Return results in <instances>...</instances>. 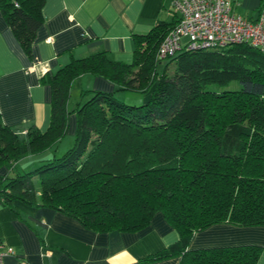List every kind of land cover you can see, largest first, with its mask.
<instances>
[{
    "label": "trees",
    "instance_id": "trees-1",
    "mask_svg": "<svg viewBox=\"0 0 264 264\" xmlns=\"http://www.w3.org/2000/svg\"><path fill=\"white\" fill-rule=\"evenodd\" d=\"M44 1L0 0L26 52L42 24ZM258 11L264 12V0ZM177 21L174 13L134 35L130 63L100 51L50 75L45 131L31 127L21 140L0 118V168L53 147L66 134L69 115L77 119L73 145L61 156L0 175V203H39L95 231L134 232L160 212L179 239L143 261L178 256V264H255L257 245L190 249L189 242L216 223L264 225V53L237 43L158 58ZM84 73L105 78L115 89L92 91L69 111L70 88ZM231 81L239 88L209 87ZM116 91L147 98L128 103L115 99Z\"/></svg>",
    "mask_w": 264,
    "mask_h": 264
},
{
    "label": "crops",
    "instance_id": "crops-1",
    "mask_svg": "<svg viewBox=\"0 0 264 264\" xmlns=\"http://www.w3.org/2000/svg\"><path fill=\"white\" fill-rule=\"evenodd\" d=\"M231 1L236 14L254 20L263 0ZM172 2L45 0L41 8L42 24L29 52L23 49L0 9L2 123L21 140L31 127L45 131L52 98L49 76L72 59L100 51L112 60L130 63L134 35L146 34L158 21H170L174 15ZM74 83L80 87L78 97L84 91L90 95L92 91L115 89L112 82L89 73L80 75ZM128 94L125 100L128 103L144 102L147 98V95ZM76 120L75 113H71L67 132L58 141L60 146L72 142ZM52 152L47 149L25 156L11 166L1 167L0 175L10 172L18 163L26 170L50 159ZM178 239V232L160 212L152 216L146 227L134 232L95 231L76 218L39 203L19 199L0 203V240L12 249L4 256V264H178V256L143 261ZM238 245L261 247L255 264H264V225L216 223L196 231L189 242L190 249Z\"/></svg>",
    "mask_w": 264,
    "mask_h": 264
},
{
    "label": "built area",
    "instance_id": "built-area-1",
    "mask_svg": "<svg viewBox=\"0 0 264 264\" xmlns=\"http://www.w3.org/2000/svg\"><path fill=\"white\" fill-rule=\"evenodd\" d=\"M172 7L178 21L161 41L158 58L237 43H248L264 53V12L247 20L233 11L231 0H173ZM11 251L0 240V264Z\"/></svg>",
    "mask_w": 264,
    "mask_h": 264
},
{
    "label": "rangeland",
    "instance_id": "rangeland-1",
    "mask_svg": "<svg viewBox=\"0 0 264 264\" xmlns=\"http://www.w3.org/2000/svg\"><path fill=\"white\" fill-rule=\"evenodd\" d=\"M167 60L166 59H163L161 61L160 64H158L157 66V70L158 71H161L162 68H163V65L164 63L166 62ZM210 88L212 89H215V90H222V89H237L239 88V83L237 81H231L229 82L228 84H224V85H217V84H211L209 85ZM79 85L75 84L74 81H73V84L70 88V91H69V102H67V109L69 111L72 110V108L76 107V104L79 103V102H85L86 100H88V98H90L91 94L89 95L88 93L86 94H83V95H77V93H79ZM129 92H121V91H116L114 92V97L115 99H118V100H122V101H125V100H128L127 96L129 95L128 94ZM130 96V95H129ZM68 98V99H69ZM68 101V100H67ZM75 136V135H74ZM74 136L72 135V142L68 143V145L66 146H60V142H57V144H55L54 147H51L49 148L50 150H52L53 152L50 154V158H52L53 156L55 157H59L61 156L67 149H69L72 145H73V142H74ZM70 138V136H68ZM62 139V138H61ZM59 145V146H58ZM57 148V150H56ZM55 151V153H54ZM43 162L40 161L39 163H37L36 165H31L29 167H27L26 170H23L22 168V164L18 163L16 165V167L14 166V168L10 171V174L11 175H14L16 173H23L25 171H30V170H33L35 168H37L39 165H41Z\"/></svg>",
    "mask_w": 264,
    "mask_h": 264
}]
</instances>
